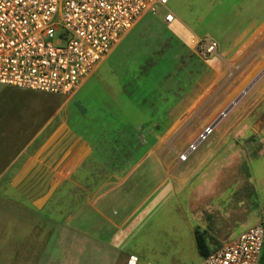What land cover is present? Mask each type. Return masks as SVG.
<instances>
[{"label": "rangeland", "instance_id": "1", "mask_svg": "<svg viewBox=\"0 0 264 264\" xmlns=\"http://www.w3.org/2000/svg\"><path fill=\"white\" fill-rule=\"evenodd\" d=\"M238 1L170 0L122 37L99 72L107 81L115 72L146 79L157 62H171L176 39L191 47L180 45L176 69L151 87L141 110L127 113L123 156L128 167L139 164L114 215L124 228L105 236L113 249L106 264H124L130 255L140 264H199L197 232L213 251L264 218V33L249 46L245 29L258 16ZM168 12L176 20L167 26ZM195 33L216 41L217 53L204 55L191 42ZM143 59L151 61L143 67ZM92 85L75 100L97 92ZM97 93L103 104L106 93ZM71 98L0 85V153L8 136L15 134L18 148L35 138L33 128L52 120L39 127L44 142L69 115ZM62 192L66 200L68 189ZM105 258L96 255L94 264Z\"/></svg>", "mask_w": 264, "mask_h": 264}, {"label": "crops", "instance_id": "2", "mask_svg": "<svg viewBox=\"0 0 264 264\" xmlns=\"http://www.w3.org/2000/svg\"><path fill=\"white\" fill-rule=\"evenodd\" d=\"M238 3L239 9L251 10L250 15L258 16L245 29L250 46L256 34L264 33V0ZM191 35V42L200 38L198 33ZM118 44L76 91L64 95L72 97L73 104L51 136L39 144L41 129L33 140L18 148L15 134L3 143L6 150L0 153V264H94L96 255L105 256L106 264L112 255L105 236L124 228L114 215L125 204L124 188L139 164L128 167L122 149L127 139L122 133L128 127L127 113L141 110L143 103L138 93L141 78L115 72V79L107 81L99 75ZM131 81L136 82L133 87ZM91 85V90L106 93L103 104L94 98L97 92L75 100ZM51 121L43 123L45 128ZM89 163L91 166L86 168ZM65 187L66 200L62 195Z\"/></svg>", "mask_w": 264, "mask_h": 264}, {"label": "built area", "instance_id": "3", "mask_svg": "<svg viewBox=\"0 0 264 264\" xmlns=\"http://www.w3.org/2000/svg\"><path fill=\"white\" fill-rule=\"evenodd\" d=\"M168 2L0 0V85L70 95L138 21L159 15ZM163 18L175 20L170 12ZM193 40L204 55L219 49L216 41ZM126 264L140 259L130 255ZM199 264H264V218Z\"/></svg>", "mask_w": 264, "mask_h": 264}, {"label": "trees", "instance_id": "4", "mask_svg": "<svg viewBox=\"0 0 264 264\" xmlns=\"http://www.w3.org/2000/svg\"><path fill=\"white\" fill-rule=\"evenodd\" d=\"M180 45H181L180 42H176L175 41V45H174L175 48H174V52L172 54V60H170L171 62H169L167 64V66H161L160 65L161 63L157 62V64L154 65V67H156V71H154V73H152V72L150 73V74H152V77H151V75H149L148 78H146V79L143 78L142 79L143 82L141 80L143 87H144V82H145V85H146L145 88H144L145 89V95L142 96L143 102H144L146 97L148 98L150 96V93L152 92L151 91V87H155L156 83L158 84V86H161L162 85L161 83L165 82V80L168 78L169 73L176 69V66H177V63H178L176 57H179V56L181 57L180 52H181L182 49H180ZM150 61H151V59H149L148 61L144 60V62L141 61L143 63L142 66L144 67V65L150 63ZM158 66H159V69L157 70ZM138 67H139V65H138ZM31 92H34V91H31ZM43 123H44V121L41 122L40 125H42ZM40 125H38L37 127L33 128L35 130L32 131V136H34V134L39 131ZM196 243H197V248H198L199 254L203 258H206L212 252L215 251V250H213V251L210 250L206 239L204 238L203 235L199 234L198 232L196 233Z\"/></svg>", "mask_w": 264, "mask_h": 264}, {"label": "water", "instance_id": "5", "mask_svg": "<svg viewBox=\"0 0 264 264\" xmlns=\"http://www.w3.org/2000/svg\"><path fill=\"white\" fill-rule=\"evenodd\" d=\"M236 103V102H235Z\"/></svg>", "mask_w": 264, "mask_h": 264}]
</instances>
